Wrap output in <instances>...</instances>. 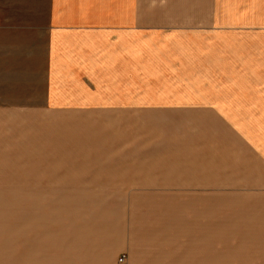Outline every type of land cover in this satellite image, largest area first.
<instances>
[{
  "label": "crops",
  "instance_id": "0c3cea01",
  "mask_svg": "<svg viewBox=\"0 0 264 264\" xmlns=\"http://www.w3.org/2000/svg\"><path fill=\"white\" fill-rule=\"evenodd\" d=\"M35 19L46 103H0V189H23L31 128L42 188L119 209L0 262L264 264V0H47Z\"/></svg>",
  "mask_w": 264,
  "mask_h": 264
},
{
  "label": "rangeland",
  "instance_id": "374dc122",
  "mask_svg": "<svg viewBox=\"0 0 264 264\" xmlns=\"http://www.w3.org/2000/svg\"><path fill=\"white\" fill-rule=\"evenodd\" d=\"M46 2L47 0H0L1 104L23 102V107H33L46 103V73H42L46 63V31L35 28L36 10L39 6L44 7ZM158 79L163 83L169 80L163 77ZM141 80L151 78L145 77ZM35 139L34 130L31 128L27 135H23V189H0V247L22 251L24 246H35L37 238L52 235V238L60 239L66 231L62 234H44L42 226L48 225L49 228V225H56L54 229L59 230V224L67 226L68 219H74L75 215L82 217H76L77 220H83L84 215L114 213L119 209L117 206L86 204L93 195L116 197L119 192L116 190L42 188L50 184L44 183L40 174V179H37L36 172H40L41 168L25 164V154L42 148ZM75 194L83 196L82 199L72 200ZM78 202L79 205L73 204ZM53 219L64 222H52ZM1 256L13 259L0 264H23V259L19 260L23 255Z\"/></svg>",
  "mask_w": 264,
  "mask_h": 264
},
{
  "label": "built area",
  "instance_id": "2783aa9c",
  "mask_svg": "<svg viewBox=\"0 0 264 264\" xmlns=\"http://www.w3.org/2000/svg\"><path fill=\"white\" fill-rule=\"evenodd\" d=\"M125 258H126L125 256H122V257H120L119 261L123 262L125 260Z\"/></svg>",
  "mask_w": 264,
  "mask_h": 264
}]
</instances>
